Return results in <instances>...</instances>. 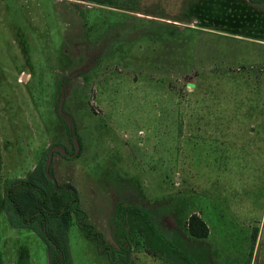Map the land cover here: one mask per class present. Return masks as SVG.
Listing matches in <instances>:
<instances>
[{
    "label": "rangeland",
    "instance_id": "obj_1",
    "mask_svg": "<svg viewBox=\"0 0 264 264\" xmlns=\"http://www.w3.org/2000/svg\"><path fill=\"white\" fill-rule=\"evenodd\" d=\"M71 2L0 0V183L27 175L51 143L73 148L54 111L61 85L82 147L54 150L53 173L76 186L108 241L126 236L128 264H188L164 241L186 248L187 238L212 264H264V2ZM217 70L255 88L242 78L233 96L209 94ZM194 211L207 236L187 231ZM66 235L73 264H124L99 252L73 213ZM6 249L0 263L48 261L37 233L0 211Z\"/></svg>",
    "mask_w": 264,
    "mask_h": 264
},
{
    "label": "trees",
    "instance_id": "obj_2",
    "mask_svg": "<svg viewBox=\"0 0 264 264\" xmlns=\"http://www.w3.org/2000/svg\"><path fill=\"white\" fill-rule=\"evenodd\" d=\"M91 1L105 4L114 2V0ZM250 1L255 3L264 2V0ZM214 78H216L215 86L218 89L216 91L209 90V94L214 92L215 95L220 93V95L233 96L231 93L233 92L232 87L237 80L236 85L242 78L244 79L243 82L251 85L252 89L255 88L254 83L250 82L251 80L246 75H240L231 70L225 72L217 70L214 72ZM255 78L258 80L259 76L256 75ZM221 82L226 84V92L219 89V83L222 84ZM191 84L193 85L194 82ZM59 90L54 104V111L63 123L74 146L72 149H68L62 143H51L36 166L27 175L6 178L2 184L0 183L2 192L0 193V211H4L11 226L31 228L45 242L47 264H73L66 235L71 213L74 214L75 221L83 230L85 237L95 241L99 252L107 254L112 262L120 261L128 264L130 244L126 236L118 232L117 241L119 246H115L108 241L103 232L95 229L94 225L88 221L86 211L80 205L76 186L69 181L59 182L53 173L51 158L54 150H58L66 157H74L79 155L82 147L75 117L63 108L65 97L63 86L60 85ZM209 112H212V109ZM186 226L189 234L195 237H204L209 233L207 222L195 211L188 215ZM164 241L167 242V246L172 247V250L177 252V255L181 256V259L186 258L188 264H212L209 250L204 245H198L188 238L186 248L185 246L179 247L177 243L169 242L167 239ZM189 248H191L194 255L189 252ZM195 256L198 258V262ZM18 264H30V261L27 257H22Z\"/></svg>",
    "mask_w": 264,
    "mask_h": 264
},
{
    "label": "crops",
    "instance_id": "obj_3",
    "mask_svg": "<svg viewBox=\"0 0 264 264\" xmlns=\"http://www.w3.org/2000/svg\"><path fill=\"white\" fill-rule=\"evenodd\" d=\"M81 1H86V2H88V5H86L85 7L86 8H88V9H96V8H104V9H111V7H113L114 6V3H115V0H114V2L112 3V4H105V3H101V2H96V1H91V0H73V2H71L73 5H75V7H78L79 5H81V4H79ZM250 1V0H249ZM251 2V1H250ZM251 3H255V2H251ZM263 2H261V3H259V4H262ZM256 4H258V3H256ZM92 5H94V6H92ZM125 22H126V20H125ZM95 38V37H94ZM115 41L114 42H112V47H114V49H116V47H118L117 45L119 44V42H121V41H119L118 43H116V39H114ZM110 45H111V43H110ZM100 50H98V49H96L94 52H93V58H92V60L90 61V63H91V65H94V63L95 62H98L99 61V57H100ZM92 53V52H91ZM90 65V66H91ZM0 254H2V255H8V254H11V252L9 251V249L7 250H1L0 251ZM0 264H16V262H15V257H13V259L12 260H10V259H8V260H6L5 262H2V263H0Z\"/></svg>",
    "mask_w": 264,
    "mask_h": 264
},
{
    "label": "water",
    "instance_id": "obj_4",
    "mask_svg": "<svg viewBox=\"0 0 264 264\" xmlns=\"http://www.w3.org/2000/svg\"><path fill=\"white\" fill-rule=\"evenodd\" d=\"M60 148V147H59Z\"/></svg>",
    "mask_w": 264,
    "mask_h": 264
}]
</instances>
